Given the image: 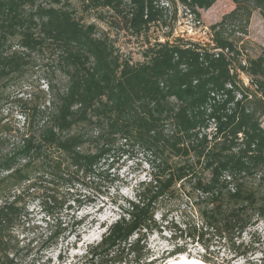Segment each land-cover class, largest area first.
I'll return each mask as SVG.
<instances>
[{"label":"trees","instance_id":"16d2710c","mask_svg":"<svg viewBox=\"0 0 264 264\" xmlns=\"http://www.w3.org/2000/svg\"><path fill=\"white\" fill-rule=\"evenodd\" d=\"M180 1L200 15L218 0ZM230 1L223 21L239 17L240 32L253 11L264 18V0ZM158 2L91 0L115 9L125 3L121 12L135 29L163 15ZM47 48L58 53L65 81L48 80L46 90L19 99L22 123L0 116V264H24L15 229L32 199L49 218V249L80 237L84 219L75 217V205L105 197L117 219L88 248L97 264H154L155 235L165 243L163 261L186 255L209 264H264L257 239L264 222V49L248 60V86L220 50H235L226 37L211 47L160 42L142 62L120 64L107 40L69 10L0 0V83ZM132 150L149 157V177L132 196L112 198L114 169Z\"/></svg>","mask_w":264,"mask_h":264},{"label":"rangeland","instance_id":"374dc122","mask_svg":"<svg viewBox=\"0 0 264 264\" xmlns=\"http://www.w3.org/2000/svg\"><path fill=\"white\" fill-rule=\"evenodd\" d=\"M37 4L69 10L80 26L107 40L112 56L120 64L142 62L148 48L160 42H193L211 47L217 44L219 38L226 37L235 45V50L228 56L230 67L236 79L247 86L252 76L246 71L243 60L248 62L249 58H256L264 49V18L261 12L253 11L244 34L239 31V28H243L239 17L223 21V15L234 8L230 0H218L210 9H200V15L180 0H159L158 7L163 15L141 29L131 28L126 23L121 12L128 9L125 3L118 9L95 5L91 0H37ZM10 41V45L18 48V39ZM29 61L23 73L0 83V116L4 115L14 122L22 123V116L18 113L19 99L28 100L46 90L48 80L57 84L65 81L66 73L58 65V53L51 48L33 53ZM241 72L245 73V78ZM261 122L264 127V114ZM148 158L143 151L132 150L119 161L114 169L117 179L110 191L112 198L116 195H133L136 185L149 177ZM101 201L104 203L86 205L80 209L74 206L75 217L84 219L79 229L80 237L74 236L69 243L61 242L44 249L49 218L42 210L39 199H32L27 205V216L15 229L20 244L19 260L24 264H97L87 256L88 248L100 241L106 226L117 219L111 198L105 197ZM258 228L259 248L264 252V222ZM164 244L157 235L150 239V246L155 250L151 259L158 258L154 264H166L171 259L163 261L160 258ZM261 252L256 255L258 260L263 257ZM236 264L246 263L241 260Z\"/></svg>","mask_w":264,"mask_h":264},{"label":"bare ground","instance_id":"6f19581e","mask_svg":"<svg viewBox=\"0 0 264 264\" xmlns=\"http://www.w3.org/2000/svg\"><path fill=\"white\" fill-rule=\"evenodd\" d=\"M166 264H209L195 257L180 255L176 258H171Z\"/></svg>","mask_w":264,"mask_h":264},{"label":"built area","instance_id":"2783aa9c","mask_svg":"<svg viewBox=\"0 0 264 264\" xmlns=\"http://www.w3.org/2000/svg\"><path fill=\"white\" fill-rule=\"evenodd\" d=\"M194 34V33H193ZM214 46V45H213ZM217 50H219V49H217ZM220 50H222V51H224L226 54H227V56H229V53H231L230 51H229V49L227 48V49H225V50H223V49H220ZM229 59H230V57H229ZM243 65L246 67L247 65H248V62H247V60L245 59V60H243ZM231 72H232V74H233V72H234V70H233V68L231 67ZM241 74L244 76V78H245V73L244 72H241ZM234 75V74H233ZM246 79H248L249 80V76H247L246 77ZM249 85V82H247V86ZM228 87H231V85H228Z\"/></svg>","mask_w":264,"mask_h":264}]
</instances>
